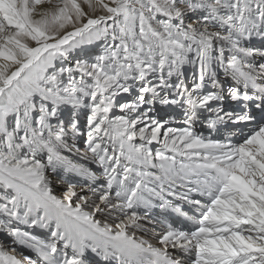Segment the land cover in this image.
<instances>
[{"label": "snow or ice", "instance_id": "1", "mask_svg": "<svg viewBox=\"0 0 264 264\" xmlns=\"http://www.w3.org/2000/svg\"><path fill=\"white\" fill-rule=\"evenodd\" d=\"M0 264H264V0H0Z\"/></svg>", "mask_w": 264, "mask_h": 264}, {"label": "rangeland", "instance_id": "2", "mask_svg": "<svg viewBox=\"0 0 264 264\" xmlns=\"http://www.w3.org/2000/svg\"><path fill=\"white\" fill-rule=\"evenodd\" d=\"M256 44H257V46H259V41H257ZM88 47H90L91 49H93L95 52H98V51H99V49L96 48L95 45L88 46ZM81 55H83V54H81ZM188 71H189V73H191V69H188ZM177 126H179V125L177 124ZM53 186L58 188V189L56 190V194L59 195V192H60V189H61L62 185H60V184L55 180V178H53ZM30 255H31V254H30Z\"/></svg>", "mask_w": 264, "mask_h": 264}, {"label": "bare ground", "instance_id": "3", "mask_svg": "<svg viewBox=\"0 0 264 264\" xmlns=\"http://www.w3.org/2000/svg\"><path fill=\"white\" fill-rule=\"evenodd\" d=\"M174 115H175V114H174ZM205 134H207V133L205 132ZM225 135H226V133H225ZM53 189H54V191L56 192V190H57L58 188L53 186ZM28 254H29V253H28Z\"/></svg>", "mask_w": 264, "mask_h": 264}]
</instances>
